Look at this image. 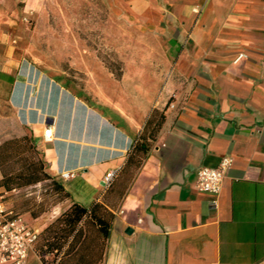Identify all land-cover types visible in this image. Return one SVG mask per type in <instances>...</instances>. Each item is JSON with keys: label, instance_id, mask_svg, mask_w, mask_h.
Segmentation results:
<instances>
[{"label": "crops", "instance_id": "1", "mask_svg": "<svg viewBox=\"0 0 264 264\" xmlns=\"http://www.w3.org/2000/svg\"><path fill=\"white\" fill-rule=\"evenodd\" d=\"M128 1L160 63L133 107L85 102L41 72L21 45L41 28L43 0H0V189L45 182L22 177L37 155L68 196L21 218L41 233L72 204L98 203L111 218L105 239L91 231L96 264H264V0ZM153 110L163 121L138 163ZM222 158L219 193L198 192L197 170ZM59 256L34 249L25 264Z\"/></svg>", "mask_w": 264, "mask_h": 264}, {"label": "rangeland", "instance_id": "2", "mask_svg": "<svg viewBox=\"0 0 264 264\" xmlns=\"http://www.w3.org/2000/svg\"><path fill=\"white\" fill-rule=\"evenodd\" d=\"M129 5L128 0H43L40 30L23 31L21 48L30 46L25 57L41 72L78 92L85 102L95 105L99 97L133 107L144 101L160 63L157 56L151 59L149 41ZM106 66L116 73L120 70V79ZM47 185L45 181L39 188L28 189L32 190L28 197L48 203L53 197L48 196Z\"/></svg>", "mask_w": 264, "mask_h": 264}, {"label": "trees", "instance_id": "3", "mask_svg": "<svg viewBox=\"0 0 264 264\" xmlns=\"http://www.w3.org/2000/svg\"><path fill=\"white\" fill-rule=\"evenodd\" d=\"M106 68L113 74L115 79H120L122 75L120 70L116 73L109 66H106ZM162 121V113L153 110L133 144L132 151L137 155L136 162H141L145 153L149 150L151 141L154 139ZM27 168H29V172L22 176L26 178V183L33 185L37 182L47 181L50 185L49 187L47 185L48 196H52L53 199L48 203L43 201L37 203L34 196H26L27 190L32 188V186H26L19 189V194L12 196L10 199L16 214L29 211L31 216L35 217L38 213L45 211L49 205L67 198L68 195L61 184L44 172L43 162L40 159L29 163ZM11 179L9 176L6 180L10 182ZM6 180L5 182H7ZM30 202L32 205L28 206ZM110 218V214L103 210L98 203H93L89 208L72 204L38 234V241L34 246L35 252L37 254L53 253L56 256L60 254L57 264H96L89 245L95 240V234L101 235L104 239L106 238ZM92 229L96 232L94 236L91 233Z\"/></svg>", "mask_w": 264, "mask_h": 264}, {"label": "built area", "instance_id": "4", "mask_svg": "<svg viewBox=\"0 0 264 264\" xmlns=\"http://www.w3.org/2000/svg\"><path fill=\"white\" fill-rule=\"evenodd\" d=\"M44 142H51L53 131L50 128L43 130ZM230 160L222 158L215 168L200 167L196 172L195 188L200 193L217 195L221 188V182ZM68 175L62 174V178ZM113 173H107L101 185L107 188L111 182ZM35 188V186H34ZM39 188V185L38 187ZM20 190L0 189V264H25L29 254L34 250L38 241V231L16 214L11 204V197L17 196ZM32 194L27 190L26 196Z\"/></svg>", "mask_w": 264, "mask_h": 264}, {"label": "water", "instance_id": "5", "mask_svg": "<svg viewBox=\"0 0 264 264\" xmlns=\"http://www.w3.org/2000/svg\"><path fill=\"white\" fill-rule=\"evenodd\" d=\"M126 232H127V233H130V232H131V230H130V229H127V230H126Z\"/></svg>", "mask_w": 264, "mask_h": 264}]
</instances>
